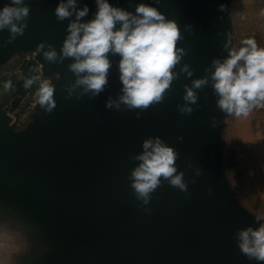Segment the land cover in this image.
Masks as SVG:
<instances>
[{
    "label": "water",
    "instance_id": "obj_1",
    "mask_svg": "<svg viewBox=\"0 0 264 264\" xmlns=\"http://www.w3.org/2000/svg\"><path fill=\"white\" fill-rule=\"evenodd\" d=\"M61 2L67 4L0 0V12L29 8L27 17L13 20L23 35L13 38L10 25L0 29V76L14 59L34 56L20 68L14 100L11 87L0 93V234L18 247L9 264H264L239 247V232L264 222L243 204L229 177V115L218 107L212 79L214 61L237 49L234 0H108L133 15L140 4L154 7L180 30L174 79L148 108L120 102L119 54H108L102 92L77 84L87 73L78 76L71 70L75 59L62 53L76 16L59 20ZM85 5L90 11L80 23L98 11L96 0H77L78 9ZM120 28L118 22L114 30ZM51 51L54 61L45 57ZM28 79L33 83L25 88ZM201 79L207 84L195 88ZM43 82L54 89L55 107L49 112L39 98L20 128L12 115ZM188 88L195 103L185 100ZM109 101L115 102L111 108ZM156 138L177 153L175 175L183 174L187 190L162 177L145 204L132 188V173L144 142Z\"/></svg>",
    "mask_w": 264,
    "mask_h": 264
},
{
    "label": "clouds",
    "instance_id": "obj_2",
    "mask_svg": "<svg viewBox=\"0 0 264 264\" xmlns=\"http://www.w3.org/2000/svg\"><path fill=\"white\" fill-rule=\"evenodd\" d=\"M13 3L19 5L22 0H13ZM96 3L98 11L95 19L87 23L80 21L90 10L87 5L78 9L77 0H67V4L61 2L56 8V16L61 21L74 13L76 16L68 26L69 35L62 53L64 57L75 59L76 62L71 65L73 72L78 76L87 73L77 80V84L94 94L102 92L111 67L108 59L111 52L122 57L120 79L123 95L119 98L120 102L130 108H148L160 102L174 79L173 69L180 61L177 42L181 34L177 24L166 21L156 8L145 4L138 5L133 15L113 7L108 0H96ZM70 8L72 11H69ZM221 10H224L223 5ZM28 14V7H5L0 12V29L10 25L13 38L17 33L23 35V28L17 27L13 20H21ZM118 22L121 28L114 30ZM242 44L244 47L239 50L231 49L223 62L214 61L215 71L212 74L215 92L220 97L218 107L237 118H246L253 109L264 108V48H259L254 38L245 39ZM43 47L40 45L41 49ZM45 57L54 61L56 52H47ZM184 70L187 71V68ZM207 82V79L196 80L194 87L200 88ZM32 83L33 80L28 79L24 87L29 88ZM6 87H10V82ZM53 92L54 89L47 84L39 90V102L42 106L50 105L49 112L55 107ZM185 100L196 102L191 88L187 89ZM113 103L109 101L107 107L111 108ZM116 107L119 108V103ZM184 111L191 113L192 109L182 108L181 112ZM143 148V154L136 157L141 163L132 173V188L138 199L147 204L149 194L160 185L162 177L181 191L187 190L183 174L175 175L177 153L173 148L165 146L159 138L146 140ZM239 240L243 254L264 261V224L255 230L251 227L241 230Z\"/></svg>",
    "mask_w": 264,
    "mask_h": 264
},
{
    "label": "rangeland",
    "instance_id": "obj_3",
    "mask_svg": "<svg viewBox=\"0 0 264 264\" xmlns=\"http://www.w3.org/2000/svg\"><path fill=\"white\" fill-rule=\"evenodd\" d=\"M232 16L237 50L248 38H254L257 46L264 48V0H234ZM5 89L6 84L0 85V93ZM38 99L39 96L37 102ZM224 138L226 152L235 159L236 167L228 174L236 193L264 222V111L251 112L246 118L229 115ZM16 249L15 242L0 234V264H9L10 254Z\"/></svg>",
    "mask_w": 264,
    "mask_h": 264
},
{
    "label": "flooded vegetation",
    "instance_id": "obj_4",
    "mask_svg": "<svg viewBox=\"0 0 264 264\" xmlns=\"http://www.w3.org/2000/svg\"><path fill=\"white\" fill-rule=\"evenodd\" d=\"M34 56L32 54H27L25 57L23 58H16L14 59L10 64H8L7 66H5L4 69V75L1 78V82L0 85L2 84H9L10 82V91L9 92V96L11 97V99H9V102H11L12 100H14L13 96H12V92H13V87L15 85L16 80L19 77V72H20V68L22 66V64L24 63L25 60L30 61L33 60ZM40 89V83L38 84L36 90L34 92H32L29 96L28 99L24 100L19 109L16 111V113H18V115L13 114V119L14 120H18L19 123V127L22 128L24 127L27 122L30 119L31 113L33 111V109L36 106V94L39 92ZM4 108L9 109L10 106L9 104H5Z\"/></svg>",
    "mask_w": 264,
    "mask_h": 264
},
{
    "label": "trees",
    "instance_id": "obj_5",
    "mask_svg": "<svg viewBox=\"0 0 264 264\" xmlns=\"http://www.w3.org/2000/svg\"><path fill=\"white\" fill-rule=\"evenodd\" d=\"M227 168H228V172H231L234 170V168L236 167L235 164V159L233 157V155L227 151Z\"/></svg>",
    "mask_w": 264,
    "mask_h": 264
},
{
    "label": "built area",
    "instance_id": "obj_6",
    "mask_svg": "<svg viewBox=\"0 0 264 264\" xmlns=\"http://www.w3.org/2000/svg\"><path fill=\"white\" fill-rule=\"evenodd\" d=\"M19 73H20V72H19ZM42 85H44V84H41V85H40V88H41ZM38 93H39V92H38ZM38 93H37V94H38ZM37 94H36V102H37V96H39V95H37ZM35 104H36V103H35ZM259 110H263V111H264V108H255V109H253L252 112H254V111H259Z\"/></svg>",
    "mask_w": 264,
    "mask_h": 264
}]
</instances>
